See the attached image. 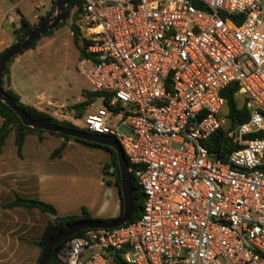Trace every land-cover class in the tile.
I'll list each match as a JSON object with an SVG mask.
<instances>
[{
    "label": "built area",
    "instance_id": "obj_1",
    "mask_svg": "<svg viewBox=\"0 0 264 264\" xmlns=\"http://www.w3.org/2000/svg\"><path fill=\"white\" fill-rule=\"evenodd\" d=\"M7 16L20 27L16 7ZM75 26L99 94L82 129L118 142L144 202L136 221L87 230L59 258L264 264V0H80ZM230 85L250 117L226 131L222 160L210 141Z\"/></svg>",
    "mask_w": 264,
    "mask_h": 264
},
{
    "label": "rangeland",
    "instance_id": "obj_2",
    "mask_svg": "<svg viewBox=\"0 0 264 264\" xmlns=\"http://www.w3.org/2000/svg\"><path fill=\"white\" fill-rule=\"evenodd\" d=\"M53 1L21 0L18 8L27 19L32 20L37 15L32 22L38 26L41 17L45 18L54 13L56 6L53 7ZM13 5L10 0L0 2V6L4 8ZM73 24L75 19L71 14L70 19L61 27L42 37L34 49L15 58L10 63L9 71L24 104H35L34 108L38 111L82 129L81 118L90 110L91 103L86 106L83 116L75 106L86 100L90 101L84 92L90 93L91 86L79 70L81 53L71 31ZM3 27L5 32H0V52L16 42L15 31L19 28L16 23L8 24L7 27L3 24ZM3 80L5 87L9 89L8 77ZM238 102L240 106L244 105L245 96L238 94ZM99 106L100 103L97 102L93 109ZM220 116L225 120L224 129L228 130L230 122L227 120L226 105L223 106ZM2 123L0 117V126ZM15 140V128H12L4 150L2 148L0 153V264H37L41 250L36 243L47 223L53 218L39 209L10 208L8 205L18 196L46 203L49 201L42 198L45 197L42 194L44 191L37 194L31 189L34 184L25 183L24 178H32L29 173L20 177H8L3 170L8 166L2 165L3 160L8 163L14 158H23V173L34 168L29 161L30 156L39 157L42 164L36 175L34 174L33 182H40L42 186L48 187V190L54 191L52 197L55 200H51L53 204H49L58 208L57 212L61 217H66L63 215H66L68 210L69 213L79 210L82 205L91 217L98 215L100 218L95 219L106 220L119 193L112 168H105L111 162L109 152L71 140L59 154L57 150L63 144V138L47 132H30L25 139L26 149H23V146L22 154L19 155ZM37 143L41 145H36ZM49 160L51 161L48 162ZM7 190H12L14 194L9 195ZM63 197L66 198L67 204Z\"/></svg>",
    "mask_w": 264,
    "mask_h": 264
},
{
    "label": "trees",
    "instance_id": "obj_3",
    "mask_svg": "<svg viewBox=\"0 0 264 264\" xmlns=\"http://www.w3.org/2000/svg\"><path fill=\"white\" fill-rule=\"evenodd\" d=\"M55 6H56V0L53 1V7H55ZM79 8H80V0H69V4H68L69 16H68L67 20L70 19L71 14H72L73 19H75V21H76L78 14H79ZM50 15H51V13L48 16H50ZM48 16H45V18ZM42 19H44V17H41L40 21ZM65 22H63L59 27H61ZM36 27H37V25L32 24L31 22H29L26 18H24L22 16L21 17V25L15 31L16 42L14 44H12V46L23 41ZM71 31H72L73 37L75 39L76 45L78 46V48L80 50V53H81L80 58H81L85 55V52H84V48L80 45V40L78 38V31H77L75 24H73L71 26ZM51 32H49L47 35H49ZM36 45H37V42L28 50L34 49ZM5 50H7V49H5ZM4 51L0 52V56ZM14 59L10 60V62L6 66L4 78L9 76V73H10L9 66H10V63H12L14 61ZM3 88H4L5 92L9 96L12 97V99L14 100L16 105L19 106L32 119L37 120V121H41V122H45V123L55 124V125L62 126L65 128H72V129L84 131L83 129H79L78 127H76L75 125H73L70 122L58 121L53 116H51L45 112L38 111L36 108H34L30 105H26V104L22 103L20 96L14 90H12L10 88L7 89L5 87L4 80H3ZM84 94L89 98L90 101L86 100L85 102L79 103L75 106L76 109L80 110L81 116L84 115L83 112L86 109V106L89 105L90 103H93L91 101H96L97 98L99 97V94H97V93H91V92L89 93L86 91V92H84ZM238 94H239V88L237 85H230L229 87L224 89L222 92V98L225 101L224 105H226L228 108V119L227 120H229V122H230V129L234 128L238 124H242V123L246 122L250 117V112L247 108L246 103H244V105H242V106L239 105ZM0 117L3 120V123L0 126V153L2 151V148L5 145V142L9 136V134L12 131V128H15V138H16L15 144H16L17 151H18L19 155L22 154V148L24 146V142H25V139H26V136L28 135V133H30V132L45 133L42 130H36V129H32V128L24 126L22 124L21 120L18 118V116L11 110V108L8 107L6 104H4L1 100H0ZM226 131L227 130L224 128L220 129L218 131V133L210 141L211 142L210 150H211V153L214 155V158H216V159L226 160L227 155L233 149H235V146L233 145V143L231 141H226L224 139V135L226 134ZM84 132H86V131H84ZM50 134H52V133H50ZM52 135H56V136H59V137L64 139L63 144L57 150V153H59V154H60V152H62V150H64L66 148L67 142H69L71 140L80 142V143H82L86 146H89V147L100 148V149H103V150L109 152V154L111 156V162L105 168L107 170L112 168V170H113V175L115 178V186L118 189V193H119L118 196H119V200H120L121 205H122V196L120 193V184H121L120 170H119L118 159H117V155H116L115 151L109 147H106V146H100V145H97L94 143L76 140V139H73V138L68 137V136H63L60 134H52ZM132 196H133V202H134V213H133L132 219L125 225H128V224L136 221L137 219L140 218V216L142 214V206H143V202H144V193H143L142 189L138 186L134 175H132ZM8 207H10V208L25 207L27 209H39L40 211L47 213V214L52 216V218H53L52 221L47 223L46 227L44 228V230L42 232L40 240L36 243L41 251L45 247V245L53 237H55L58 233L62 232L68 226L75 224V223L82 221V220L93 219L91 217L90 213H88L85 208L82 209L81 215H70V216H66V217H61L58 215L57 209L53 205L46 203L44 201H40V200H36V199L23 198L20 196H18L13 203H10L8 205ZM121 216H122V212L117 218H120ZM117 218H115V219H117ZM110 220H114V219H107V221H110ZM86 231L87 230H83V231L78 232L77 234H75L73 236V238L82 237ZM66 242L67 241L61 242L60 244H58L56 246L55 250L53 251V253L51 255V258H50V261L48 264H65L59 258V253L65 247ZM106 257L108 258L109 264H128L123 260L122 253L120 251H108Z\"/></svg>",
    "mask_w": 264,
    "mask_h": 264
},
{
    "label": "water",
    "instance_id": "obj_4",
    "mask_svg": "<svg viewBox=\"0 0 264 264\" xmlns=\"http://www.w3.org/2000/svg\"><path fill=\"white\" fill-rule=\"evenodd\" d=\"M69 0H56V8L53 14L42 19L39 25L21 42L5 50L0 56V100L6 104L18 116L26 127L42 130L47 133L60 134L76 140L94 143L113 149L117 155L120 170V193L122 196V216L114 220L90 219L82 220L68 226L62 232L53 237L42 249L37 264H48L53 251L61 242L68 241L75 234L83 230L94 229H116L127 224L134 213V202L132 196V176L129 172V165L118 142L108 136L90 134L77 129L65 128L51 123L37 121L29 117L19 106L16 105L11 96L3 88V78L6 66L10 60L20 56L31 48L42 37L57 29L69 16Z\"/></svg>",
    "mask_w": 264,
    "mask_h": 264
},
{
    "label": "crops",
    "instance_id": "obj_5",
    "mask_svg": "<svg viewBox=\"0 0 264 264\" xmlns=\"http://www.w3.org/2000/svg\"><path fill=\"white\" fill-rule=\"evenodd\" d=\"M2 0H0V2H1ZM11 2H13L14 3V5L13 6H11V7H7V8H4L3 6H0V32H5L4 31V27H3V24H5V26L7 27V25L9 24V25H11V24H13L12 23V18L9 16L8 18L6 17L7 16V12L11 9V8H13V7H16V9H17V11H18V13L20 14V16L22 17H24V18H26L24 15H23V13L20 11V9L18 8V4H20V2H21V0L20 1H17V0H10ZM48 3V2H47ZM38 16L37 15H35L34 17H33V19L31 20V19H27L29 22H31L32 24H33V22L32 21H34V19H36ZM8 81H9V88L10 89H12V90H14L19 96H20V98H21V101H22V103H23V99H22V96L16 91V89H15V86H14V83H13V81H12V78H11V71H10V73H9V76H8ZM26 105H31V106H33V107H36V105L35 104H26ZM36 145H41V144H39V143H37ZM23 149H26V142H25V144H24V148ZM3 150H4V148H3ZM23 152H24V150H23ZM6 160H3V164L2 165H4V166H8V168H6V169H3L4 171H6V173H7V176L8 177H13V176H18V177H20V176H22L23 174H28L29 173V175L32 177V178H30V177H28V178H24V181H25V183H27V182H30V183H32V184H34V185H32V187L33 188H31L34 192H37V194H41L43 191V193L42 194H44L43 196H45V197H42V198H44L45 200H48L49 201V203H51V204H53L52 203V201L51 200H55V199H53V197H52V193L54 192V191H50V189L48 190V187H44V186H42V183H40V182H33V176L35 177V175H36V173H37V171L41 168L40 167V165L42 164L41 163V159L39 158V157H37V156H30V163L34 166V168H32L31 169V171H27V172H23L22 173V166H23V162H24V160H23V158H20V157H18V158H14V159H12V160H10V162H8V163H6L5 162ZM51 160H49L48 162H50ZM35 174V175H34ZM21 183H24V182H21ZM110 188H112V187H110ZM7 192H8V194L10 195V194H14V193H12V190L10 191V190H7ZM19 193H17V195H18ZM48 198V199H47ZM63 200L65 201V204H67V202H66V198L65 197H63ZM12 202H14V201H12ZM11 202V203H12ZM114 203V205H113V207L111 208V213L110 214H108L107 216V218H106V220L107 219H115V218H117L120 214H121V212H122V205H121V202H120V200H119V197H118V195H116V198H115V202H113ZM84 208V206H82L81 205V207H80V209L79 210H77V211H74L73 213L71 212V213H69V210L67 211V214L66 215H63V216H69V215H80L81 214V211H82V209ZM58 209V208H57ZM113 210V211H112ZM91 215V214H90ZM92 218H100V217H98V215L96 216V217H92ZM36 242V241H35Z\"/></svg>",
    "mask_w": 264,
    "mask_h": 264
}]
</instances>
